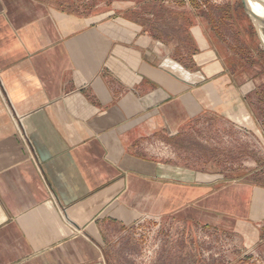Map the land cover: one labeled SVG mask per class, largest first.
Here are the masks:
<instances>
[{"label": "crops", "instance_id": "obj_1", "mask_svg": "<svg viewBox=\"0 0 264 264\" xmlns=\"http://www.w3.org/2000/svg\"><path fill=\"white\" fill-rule=\"evenodd\" d=\"M209 48L187 68L127 22L0 0V264H110L145 218L258 234L264 187L153 155L204 120L258 125Z\"/></svg>", "mask_w": 264, "mask_h": 264}, {"label": "rangeland", "instance_id": "obj_2", "mask_svg": "<svg viewBox=\"0 0 264 264\" xmlns=\"http://www.w3.org/2000/svg\"><path fill=\"white\" fill-rule=\"evenodd\" d=\"M59 1L83 16L135 25L187 68L201 48L210 46L236 84L248 90L242 111L253 112L258 125L251 133L250 121L204 120L153 144V155L181 169L223 176L226 182L219 185L241 178L264 187V18L249 17L241 0ZM256 229L258 234L243 237L145 218L109 236L106 252L110 264H264V220Z\"/></svg>", "mask_w": 264, "mask_h": 264}, {"label": "bare ground", "instance_id": "obj_3", "mask_svg": "<svg viewBox=\"0 0 264 264\" xmlns=\"http://www.w3.org/2000/svg\"><path fill=\"white\" fill-rule=\"evenodd\" d=\"M248 7L250 10L262 20L264 18V0H259V2L255 0H246Z\"/></svg>", "mask_w": 264, "mask_h": 264}, {"label": "water", "instance_id": "obj_4", "mask_svg": "<svg viewBox=\"0 0 264 264\" xmlns=\"http://www.w3.org/2000/svg\"><path fill=\"white\" fill-rule=\"evenodd\" d=\"M241 1L243 3L244 9L247 12V14L249 15V17H251V18H253V19L257 20V21H262V20H259V18L250 10V8L247 5L246 0H241Z\"/></svg>", "mask_w": 264, "mask_h": 264}, {"label": "built area", "instance_id": "obj_5", "mask_svg": "<svg viewBox=\"0 0 264 264\" xmlns=\"http://www.w3.org/2000/svg\"><path fill=\"white\" fill-rule=\"evenodd\" d=\"M2 86V85H1ZM18 133H19V136L22 140V142L28 147L30 148V142L27 138V136L24 134V132L20 129V126L18 127ZM139 223V222H138Z\"/></svg>", "mask_w": 264, "mask_h": 264}]
</instances>
